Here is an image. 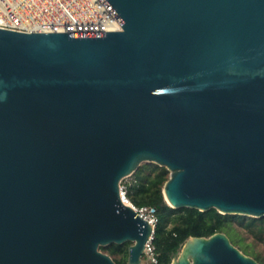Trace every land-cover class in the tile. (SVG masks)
Here are the masks:
<instances>
[{"label":"water","instance_id":"water-1","mask_svg":"<svg viewBox=\"0 0 264 264\" xmlns=\"http://www.w3.org/2000/svg\"><path fill=\"white\" fill-rule=\"evenodd\" d=\"M101 1L121 30L0 28V264H143L147 163L173 208L264 218V0ZM172 264L260 263L216 233Z\"/></svg>","mask_w":264,"mask_h":264},{"label":"trees","instance_id":"trees-1","mask_svg":"<svg viewBox=\"0 0 264 264\" xmlns=\"http://www.w3.org/2000/svg\"><path fill=\"white\" fill-rule=\"evenodd\" d=\"M169 177L170 172L166 167L147 163L122 181L134 205L152 206L157 210L159 222L154 246L158 262L146 264H172L189 238L211 237L216 233H225L243 253L264 264L263 252L253 246L255 243L264 248V218L223 214L216 209L200 211L194 208H173L166 201L163 191ZM243 231L253 242H245ZM130 246L131 242H126L122 245L102 246L101 250L109 254L117 264H128Z\"/></svg>","mask_w":264,"mask_h":264},{"label":"built area","instance_id":"built-area-1","mask_svg":"<svg viewBox=\"0 0 264 264\" xmlns=\"http://www.w3.org/2000/svg\"><path fill=\"white\" fill-rule=\"evenodd\" d=\"M0 28L20 32H108L119 31L121 24L101 0H0ZM121 198L152 226L144 256L150 263L158 257L154 238L159 217L152 206L134 205L121 183Z\"/></svg>","mask_w":264,"mask_h":264},{"label":"rangeland","instance_id":"rangeland-1","mask_svg":"<svg viewBox=\"0 0 264 264\" xmlns=\"http://www.w3.org/2000/svg\"><path fill=\"white\" fill-rule=\"evenodd\" d=\"M247 217H249V216H247ZM243 234L245 236V242L246 243L253 242V239L247 233H245V231H243ZM253 244H254L253 246L256 248L257 251L263 252V254H264V248L262 246L255 244V243H253ZM146 263H148L147 257L143 256V264H146Z\"/></svg>","mask_w":264,"mask_h":264}]
</instances>
